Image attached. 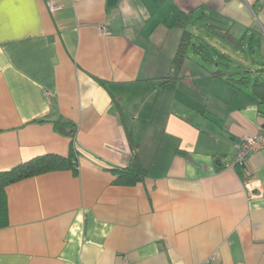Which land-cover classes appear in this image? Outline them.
<instances>
[{
    "label": "crops",
    "instance_id": "0c3cea01",
    "mask_svg": "<svg viewBox=\"0 0 264 264\" xmlns=\"http://www.w3.org/2000/svg\"><path fill=\"white\" fill-rule=\"evenodd\" d=\"M178 17L213 60L190 48L170 80ZM256 83L264 0H0V171L72 161L7 186L0 264H264V149L230 166Z\"/></svg>",
    "mask_w": 264,
    "mask_h": 264
},
{
    "label": "trees",
    "instance_id": "16d2710c",
    "mask_svg": "<svg viewBox=\"0 0 264 264\" xmlns=\"http://www.w3.org/2000/svg\"><path fill=\"white\" fill-rule=\"evenodd\" d=\"M183 19L184 18L178 17L175 23L177 26L182 27L183 32L176 55L172 61V73L167 75V79L170 80H173L179 76L180 68L184 59L188 56L190 48L196 54L201 55L204 60H213V54L210 51L208 45L202 43L201 41H192L193 34L188 29L187 23ZM213 74L217 76H223L224 73L222 70H220L214 72ZM261 85L262 84L258 83L254 84L255 87H260L259 89H261L264 93V88H261ZM54 124L56 129L63 134L73 135L75 133L76 128L74 123L67 119H58ZM70 165H72L70 158L67 159L58 155L47 154L22 162L9 170L0 171V228L8 224V207L6 199V188L8 185L25 178L68 167ZM116 171L118 173V182L124 184H136L137 182L143 180L147 172V170L137 162H132L128 167L117 169Z\"/></svg>",
    "mask_w": 264,
    "mask_h": 264
},
{
    "label": "built area",
    "instance_id": "2783aa9c",
    "mask_svg": "<svg viewBox=\"0 0 264 264\" xmlns=\"http://www.w3.org/2000/svg\"><path fill=\"white\" fill-rule=\"evenodd\" d=\"M51 10H57L60 8V5H55L50 3ZM264 149V122L259 128V133L256 135H246L241 144L238 145V151L232 167L236 165H246L248 157L251 153Z\"/></svg>",
    "mask_w": 264,
    "mask_h": 264
},
{
    "label": "rangeland",
    "instance_id": "374dc122",
    "mask_svg": "<svg viewBox=\"0 0 264 264\" xmlns=\"http://www.w3.org/2000/svg\"><path fill=\"white\" fill-rule=\"evenodd\" d=\"M249 55V53L247 54V56ZM259 56V55H258Z\"/></svg>",
    "mask_w": 264,
    "mask_h": 264
}]
</instances>
